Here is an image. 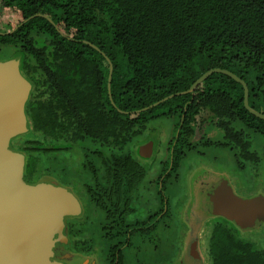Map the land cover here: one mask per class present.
<instances>
[{"label": "trees", "instance_id": "obj_1", "mask_svg": "<svg viewBox=\"0 0 264 264\" xmlns=\"http://www.w3.org/2000/svg\"><path fill=\"white\" fill-rule=\"evenodd\" d=\"M10 1L11 27L0 29V53L11 49L8 59L18 58L33 84L25 107L33 134L17 136L10 145L29 154L27 170L35 169L37 154L41 158L48 144H75L85 136L124 145L132 140L130 130L137 137L158 118L174 119L169 154L156 179L162 203L175 184L171 177L178 178L182 159L196 146V129L201 133L212 124L219 130L222 140L201 143L230 147L241 168L263 160L264 119L246 108L242 83L226 73L213 72L192 92L133 111L188 90L211 68L233 71L247 82L249 97L264 98V0H69L67 9L78 20L68 32L49 19L59 14L51 8L55 0ZM106 56L114 66L115 105ZM256 135L263 154L254 146ZM111 148L106 161L126 177L123 194L142 190L149 166L132 149L117 156ZM218 227L214 241L220 232L236 233ZM215 253L219 264H264V250L240 261L222 248Z\"/></svg>", "mask_w": 264, "mask_h": 264}, {"label": "flooded vegetation", "instance_id": "obj_2", "mask_svg": "<svg viewBox=\"0 0 264 264\" xmlns=\"http://www.w3.org/2000/svg\"><path fill=\"white\" fill-rule=\"evenodd\" d=\"M25 78L28 80L27 77ZM30 83L32 90L33 84L32 82ZM133 112L139 113L135 111ZM27 120V130L15 135L11 139L29 132L30 120L28 116ZM210 125L211 124L207 125L201 133L196 129V132L192 135L193 141H196L194 138L196 135H199V141H196L194 149L189 151L182 159V162L177 169L179 172L183 168L182 165L189 163L188 159L193 160L196 157L204 158L206 156L204 153L205 151H200L199 143L204 137V131ZM145 133L146 132L137 138L138 135L136 139H132L133 141H129L124 145L116 143L113 146H108L107 141H94L85 136L79 143L75 144H48L46 145L47 147H42L43 152L40 154L41 158H39L37 154L36 165L33 170L26 169L28 157H30L29 154H25V152L21 151L19 148L13 149L14 147H10L12 144V140H10L9 147L14 151L21 152L25 157L24 179L27 183L32 185L38 184L39 182L41 183L45 181V178L50 177L51 179L49 181H53L66 187L74 194L79 202L80 209L76 213L68 214L63 218V229L54 237L55 244L53 246L52 259L59 262V264H138L139 254L136 253L133 255L131 250L133 244L137 246L138 251L139 236L142 235L146 239H149V234H152L151 232L155 231L156 227H158L155 218L170 210L171 203H174L173 196L171 198L169 192H166L164 194L165 200L163 203L158 199L157 207L160 206L159 209L157 210V207H155L156 209L150 211L151 208L148 207L147 200L150 199L149 196L152 195L153 192H159V190L156 189V179L159 175L153 180L154 189L152 192H142L140 195L141 190H137L136 192H126L123 194L121 188H129V186H125L127 184L125 182L126 177L118 176V174H116V171L106 161V153H108L107 151L109 150V147H113V151L112 148L110 150L112 153L111 155L114 154L117 156L121 154V152L130 153L129 150H131L132 147V150H134L135 147H138L137 153H140V158L144 157L145 159H148V157L152 156L153 150L149 156L145 157L141 154V148L150 147V142H152V147H154V142L153 140L145 138ZM22 137L28 138V136L24 135H22ZM258 137L259 136L256 135L254 136V139L258 141ZM205 140L211 141L208 138H205ZM131 142H133L134 145L130 144ZM126 145H128V147H124ZM213 146H217L212 147L216 150L220 147H227L230 149V147L223 145L213 144ZM143 151L146 152L145 150ZM232 154L234 158L233 151ZM133 155L141 163L144 162L140 160L139 155ZM204 160L207 161L205 158ZM229 160V163L233 165L236 164L235 162L233 163L231 158ZM147 170L148 175L151 168L148 167ZM147 175L145 176V180L142 181V189L147 187L145 186L148 181L146 179ZM76 179L78 181H76ZM110 181L112 182V185H109L108 182ZM147 184H149V182H147ZM219 185L221 188H225V186L228 185L233 191L228 179H221L218 183L213 184L216 188ZM173 188H176V186L174 185ZM76 189L78 192L75 191ZM210 197L213 200L212 193L210 194ZM211 198L208 199L203 196L204 200L200 199L201 204L199 202L196 203L198 208L202 209L204 219L202 218L201 220L204 222L202 221L201 225L209 227V234L205 235L203 233L204 228H201L198 233L192 234L193 236L190 238L188 237L187 258L191 259L196 257L197 259H202L204 262L199 264H219L220 258L217 253H215L216 248L231 251L234 253L235 260L239 261L242 258L250 259L257 255V253H260L261 256V253L264 250V241L250 240V238L247 237L249 231L245 232L246 227L253 226L251 224H238L236 220L227 218L222 214L220 216L231 220L233 223H237L238 226H241V229L237 230L234 225H229V228L232 227L236 229V233L231 230L220 232L217 237H215L216 240L214 241L212 231L215 228L217 229L218 225H220L218 228H223L224 226L222 225V222L217 221V217L214 218L211 216L210 213L213 212H209L213 211V209H209L212 204ZM202 202L205 205V209L202 206ZM140 208L145 211L144 214H141V211L139 210ZM201 236H205V238ZM137 237L138 239L136 242ZM205 240L207 243L205 250L203 251L205 253L204 255L200 252V247ZM249 241L254 244L250 245L251 243ZM251 254L253 256H251Z\"/></svg>", "mask_w": 264, "mask_h": 264}, {"label": "rangeland", "instance_id": "obj_3", "mask_svg": "<svg viewBox=\"0 0 264 264\" xmlns=\"http://www.w3.org/2000/svg\"><path fill=\"white\" fill-rule=\"evenodd\" d=\"M10 3V0H0V29H5L6 26L9 25L8 17L9 13L11 14ZM68 4L69 0H55L54 5L51 6V8L56 7L59 13L56 17L54 16V22H58L60 29L69 28L68 30H64L67 32L71 30L70 26L76 25L78 20L77 16L70 14L67 9ZM10 27L11 25L7 28ZM4 46V43H1L0 49ZM14 52L13 54L16 53ZM11 56V49H8L3 54L0 53V59L6 60ZM250 105L259 111H264V98L261 94L254 95L250 97ZM173 123L174 119L172 118H158L148 123L144 132H146L145 138L153 140L154 142L151 157H148V159H145L144 157L140 158V153H137L138 147H135L134 149V154L139 155L140 160L142 162L144 161L143 163L151 168L146 177L149 184L146 182L145 186L147 187L140 191V195L142 192H152L154 189L153 180H155V177L162 172L163 161L167 159L169 154L168 144L170 138L173 136ZM144 132L140 133L137 138L142 136ZM31 134L33 133L27 132L18 136L24 135L30 137ZM130 134L132 135V139H136V130H130ZM203 135L204 139L208 138L211 141H217L223 138L222 133L219 130H216L212 124L206 128ZM199 137V135H196L195 138H193L194 140L199 141ZM130 144H133V142ZM199 145L201 149L200 151H205L204 153L206 156L204 158L207 161H205L203 157H196L193 160L188 159L189 163L184 162L185 165H182L183 168L179 172V177L177 179L171 177V181L175 182L174 185L176 188H171L170 186L168 192L171 198L173 196L174 203H171L170 210L165 214H161L155 218L158 227H156L155 231L151 232L152 234H149V239H146L142 235L139 236V239L138 237L136 238V242L138 239V251L137 246L134 244L131 250L133 255L136 253L139 254L138 264H199L204 262L202 259H197L196 257L191 259L187 258L188 237L190 238L193 236L192 234L198 233L201 228H204L203 233L205 235L209 234V227L201 225L203 221L201 220L203 218L202 209L198 208L196 203L199 202L201 204L200 199H203V196L210 199L213 184L218 183L221 179L229 180L234 194L241 197L248 208L254 206L257 209H260L262 213L264 212V155L263 160L259 162V164L246 162V166L241 168L236 164L233 165L229 163L230 158L233 163L235 162V160H233L232 151L229 148L220 147L216 150L212 148L217 147L213 146V143L203 144L200 142ZM254 145L255 148H258L263 154V142L261 137H258V141L254 140ZM124 147H128V145ZM50 179V177H47L45 178V181H49ZM76 181L78 180L76 179ZM75 191L78 192L77 189ZM149 197L150 199L147 200V204L148 207L151 208L150 211H152L156 209L155 207H157L158 199H161V196L159 192H153ZM202 206L205 209L204 203ZM159 207H157V210ZM209 209H213V211H208L213 212L210 213L211 216L214 218L217 217V221L222 222L224 227L234 225L237 230L241 229V226H238L237 223H233L231 220L220 216L221 214L215 211L213 201ZM139 210L141 211V214L145 213L141 208ZM251 224L253 227H246V229L243 227L245 232L249 231L247 237H249L250 240L264 241V217L259 214V217ZM56 234L58 233H55L54 237ZM201 237L205 238V236ZM206 243V240L203 241L200 247V252L204 255L205 253L203 251L205 250ZM250 243V245L254 244L252 242ZM251 256L253 255L251 254Z\"/></svg>", "mask_w": 264, "mask_h": 264}, {"label": "water", "instance_id": "obj_4", "mask_svg": "<svg viewBox=\"0 0 264 264\" xmlns=\"http://www.w3.org/2000/svg\"><path fill=\"white\" fill-rule=\"evenodd\" d=\"M106 57L110 63L108 91L115 105L111 91L114 66L110 58ZM19 64L20 60L17 58L0 60V264H59L52 259L54 234H59L63 229V218L76 213L80 205L74 194L58 183L53 181H43L34 185L27 183L24 179V155L9 147L12 137L27 130L25 105L31 83L21 73ZM213 72L226 73L242 83L246 108L264 119V113L250 105L247 82L233 71L222 68L209 69L188 90L171 94L135 112L152 108L176 94L194 91ZM149 146L141 148V154L145 157L153 150L152 142ZM211 189L216 212L236 220L238 224H251L240 220L241 213L237 216L225 212L227 210L221 205V200L223 198L228 200L230 208L233 205L240 211L256 207L248 208L245 201L236 196L228 185L225 188H221L220 185L217 188L213 186Z\"/></svg>", "mask_w": 264, "mask_h": 264}, {"label": "bare ground", "instance_id": "obj_5", "mask_svg": "<svg viewBox=\"0 0 264 264\" xmlns=\"http://www.w3.org/2000/svg\"><path fill=\"white\" fill-rule=\"evenodd\" d=\"M221 201H222V204L221 205L223 206L224 209L227 210L225 212H228L229 214L230 213H234L237 216L239 215V213H241L243 216L241 214L239 216H241V219L240 220L242 222H251L252 223V222H254L259 217V214L261 216L263 215V213H262V211H260V209L254 208V209H247V211H240V209L235 208L233 205H231V208H230V203H229L228 200L226 201L223 198V200H221Z\"/></svg>", "mask_w": 264, "mask_h": 264}, {"label": "clouds", "instance_id": "obj_6", "mask_svg": "<svg viewBox=\"0 0 264 264\" xmlns=\"http://www.w3.org/2000/svg\"><path fill=\"white\" fill-rule=\"evenodd\" d=\"M49 18H51L52 19V17H49ZM54 21V20H53ZM7 60V59H6Z\"/></svg>", "mask_w": 264, "mask_h": 264}]
</instances>
